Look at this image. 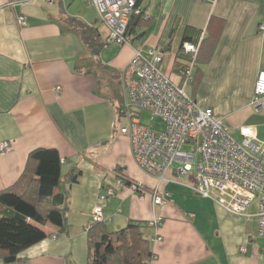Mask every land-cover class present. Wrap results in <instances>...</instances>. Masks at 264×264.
<instances>
[{
	"label": "crops",
	"instance_id": "crops-1",
	"mask_svg": "<svg viewBox=\"0 0 264 264\" xmlns=\"http://www.w3.org/2000/svg\"><path fill=\"white\" fill-rule=\"evenodd\" d=\"M139 9L149 20L140 22L131 45L111 44L95 58L66 22L94 27L106 42L108 29L87 0H0V144L11 145L0 153V192L18 185L35 149H55L65 162L55 194H67V234L42 227L48 237L22 252L18 264H87L86 232L98 206L110 232L161 220L160 228L143 230L153 264H264V237L249 216L255 208L229 213L192 191L193 174L170 170L160 182L136 166L119 132L118 93V75L136 49L161 51V72L181 87L180 71L190 61L182 45L189 43L199 48L187 96L212 109L230 135L252 126L264 137V108L251 105L264 71V0H139ZM21 15L26 26L17 23ZM74 168L80 176L70 184ZM118 179L144 191L124 185L101 202ZM153 189L169 193L166 205H152ZM156 236L161 241L153 242Z\"/></svg>",
	"mask_w": 264,
	"mask_h": 264
},
{
	"label": "built area",
	"instance_id": "built-area-1",
	"mask_svg": "<svg viewBox=\"0 0 264 264\" xmlns=\"http://www.w3.org/2000/svg\"><path fill=\"white\" fill-rule=\"evenodd\" d=\"M97 11L101 23L108 29L106 45H131L125 34L136 0H87ZM145 21L149 17H143ZM20 26H26V18H17ZM264 31V24L260 26ZM107 47V46H105ZM184 54L190 61L180 71L182 86L173 83L161 70V51L134 50L125 69L118 75L121 90L120 117L127 124L121 127V135L128 137L136 166L145 174L166 181L165 175L173 170L176 175L193 174L192 191L235 215H247L255 208L257 235L264 237V141L257 138L256 129L243 126L238 129L240 142L229 133L228 125L216 119L212 109H201L186 94L185 87L192 82V70L198 47L184 43ZM255 111L264 108V71L260 72L251 102ZM142 113L151 120H159L161 129H153L140 121ZM192 147L183 151L182 147ZM9 142L0 144V153H8ZM62 164L65 162L62 161ZM128 187L136 193L144 191L140 183H125L118 179L112 187L99 195L103 203L110 201L118 189ZM169 193L153 189L152 205L168 203ZM103 221L102 208L92 212V223ZM147 227L158 229L160 219H151ZM154 241H161L156 236ZM155 258V257H154ZM153 258V260H154Z\"/></svg>",
	"mask_w": 264,
	"mask_h": 264
},
{
	"label": "trees",
	"instance_id": "trees-1",
	"mask_svg": "<svg viewBox=\"0 0 264 264\" xmlns=\"http://www.w3.org/2000/svg\"><path fill=\"white\" fill-rule=\"evenodd\" d=\"M135 9L140 13L132 14L125 34L126 39L131 41L140 22L145 21L139 9V0H136ZM66 22L78 33L88 52L95 58L105 46L113 44L102 43L94 27L76 19ZM118 87L121 95L120 85ZM61 162L55 149H35L28 155L26 171L18 185L0 192L1 264L22 262L23 259L19 257L22 252L48 237L42 229L46 225L58 228L60 235L67 234V194H55L61 185ZM79 176L80 171L72 169L69 183H77ZM125 183L130 182L125 180ZM146 227L147 223L129 222L126 227L110 232L104 221L91 223L86 232L87 264H153L154 254L149 239L143 234Z\"/></svg>",
	"mask_w": 264,
	"mask_h": 264
},
{
	"label": "rangeland",
	"instance_id": "rangeland-1",
	"mask_svg": "<svg viewBox=\"0 0 264 264\" xmlns=\"http://www.w3.org/2000/svg\"><path fill=\"white\" fill-rule=\"evenodd\" d=\"M97 26H98L99 29H101V32H102L103 34L106 33V29H105V27H103V26H102L101 24H99V23H97ZM115 45H118V44H115ZM121 118H122V117H121ZM140 121H141L142 124H144V125H149V126H150L151 128H153V129H161V127H162V126H161V123H160L159 120H157V119H155V120H151L150 115L147 114V113H142V114H141V116H140ZM120 124H121V126H122V125L125 126V125L127 124L126 119H125V118H122ZM231 136H232V138H233L236 142H240V137H239V135H238L237 133L232 132ZM257 138H258L260 141H264V137L262 136V133H261L259 136H257ZM190 148H192V147H190ZM190 148L184 146V147H182V150H183V151H189Z\"/></svg>",
	"mask_w": 264,
	"mask_h": 264
}]
</instances>
